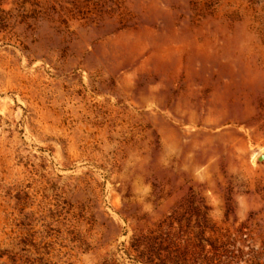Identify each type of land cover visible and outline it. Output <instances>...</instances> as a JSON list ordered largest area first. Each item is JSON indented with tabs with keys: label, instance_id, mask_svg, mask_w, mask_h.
<instances>
[{
	"label": "rangeland",
	"instance_id": "1",
	"mask_svg": "<svg viewBox=\"0 0 264 264\" xmlns=\"http://www.w3.org/2000/svg\"><path fill=\"white\" fill-rule=\"evenodd\" d=\"M259 154L264 0H0V264H136L204 215L264 264Z\"/></svg>",
	"mask_w": 264,
	"mask_h": 264
},
{
	"label": "trees",
	"instance_id": "2",
	"mask_svg": "<svg viewBox=\"0 0 264 264\" xmlns=\"http://www.w3.org/2000/svg\"><path fill=\"white\" fill-rule=\"evenodd\" d=\"M202 218L198 226L174 228L171 222L134 236L127 252L136 264H263L258 254L245 252L246 239L224 241L221 231L207 224L206 215Z\"/></svg>",
	"mask_w": 264,
	"mask_h": 264
},
{
	"label": "bare ground",
	"instance_id": "3",
	"mask_svg": "<svg viewBox=\"0 0 264 264\" xmlns=\"http://www.w3.org/2000/svg\"><path fill=\"white\" fill-rule=\"evenodd\" d=\"M260 159L264 158V154L260 156V154L258 155Z\"/></svg>",
	"mask_w": 264,
	"mask_h": 264
},
{
	"label": "water",
	"instance_id": "4",
	"mask_svg": "<svg viewBox=\"0 0 264 264\" xmlns=\"http://www.w3.org/2000/svg\"><path fill=\"white\" fill-rule=\"evenodd\" d=\"M263 155V154H262Z\"/></svg>",
	"mask_w": 264,
	"mask_h": 264
}]
</instances>
